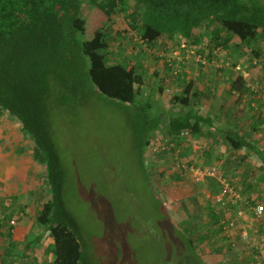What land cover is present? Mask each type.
Masks as SVG:
<instances>
[{"label": "trees", "instance_id": "16d2710c", "mask_svg": "<svg viewBox=\"0 0 264 264\" xmlns=\"http://www.w3.org/2000/svg\"><path fill=\"white\" fill-rule=\"evenodd\" d=\"M94 10L101 12L105 20L92 30V37L87 39L86 26L90 25L89 15ZM117 10H130L125 15L127 24L136 31L146 48L158 46L163 37L176 46L178 34L191 45H198L200 39L192 40V30L203 26L209 29L204 33L209 39L205 45L199 46L198 51L204 53L206 50L208 59L216 58L221 49L230 55L233 51L249 48L254 57L260 56L255 46L264 40V4L259 0H0V119L3 113H7L20 123L29 139L33 158L45 167L47 189L40 193L35 219L42 232L53 241L47 250L52 259L46 264H85L77 222L66 209L65 174L50 133L49 111L53 98L77 102L75 93L78 90L85 94L88 89H94L119 106L140 103L143 123L138 131L139 137L142 134L139 155L143 171L149 178H154L157 173L155 166L146 163L151 134H158L164 128L165 135L172 141L171 146L161 147L159 153L153 155L158 160L190 143L188 137L181 136L182 131L189 136H200L201 124H210L212 120L196 110V106L211 96L205 89L196 88L193 93L183 95L172 91L170 102L187 107L184 114L169 116L162 108L158 111L153 109V104L146 103L149 99L143 102L145 96L154 93V89H150L148 95H142L144 80L137 68L130 64L129 57H110V54L118 53L112 51L116 36L124 32L113 29V15ZM160 47H163L162 53L171 49L166 45ZM156 58L165 69H172V62L164 53ZM254 65V69L247 68V78L240 66L228 68L226 86L229 92L233 95L237 92L238 96L248 93V101L254 99L255 92H249L247 82L251 80V71H257L258 66L264 80V61ZM207 68L210 71L213 66ZM163 122L166 125L163 126ZM258 123L264 124V118L260 117ZM251 128L255 130V127ZM237 129L232 127L224 131L223 142L230 149L231 156L243 148L253 150L261 162L260 170L264 172V150L254 147L248 133ZM177 157L179 159V151ZM143 160L149 169L145 170ZM181 167L172 178L187 176ZM158 171L156 178L160 179L164 170ZM248 201L251 205L258 202ZM236 206L231 205V208ZM218 223L219 229L214 232H221L226 238L223 223ZM262 227L263 223L258 226L260 233ZM200 236L207 239L210 235L204 233ZM194 240L193 237H185L189 250L194 247ZM253 252L257 255L259 251L254 249ZM251 264H257L255 258Z\"/></svg>", "mask_w": 264, "mask_h": 264}, {"label": "rangeland", "instance_id": "374dc122", "mask_svg": "<svg viewBox=\"0 0 264 264\" xmlns=\"http://www.w3.org/2000/svg\"><path fill=\"white\" fill-rule=\"evenodd\" d=\"M259 1L264 4V0ZM129 11L117 10L113 15V29L124 32L116 36L112 45V51L118 53L110 54V57H129L130 64L144 80L142 95H148L149 90L154 89V93L143 96V102L149 99L146 103L153 104L155 110L162 108L163 112L176 115V108H187L179 103L174 107L170 102L172 87L179 82L177 76L185 83L190 82L192 87L198 85L196 88H202L208 79L210 88L219 93L218 99L223 95L224 101L229 99L237 103V97L231 98L226 93L228 68L240 66L247 78V68L254 69V63L264 61V40L256 43L255 49L260 51L258 58L247 48L230 55L221 49L216 58L208 59L206 50L204 53L198 51L209 39L204 34L209 29L203 26L192 30V40L200 39L198 45H191L178 34L176 46L163 37L158 46L146 48L136 31L127 24L125 15ZM104 20L101 12L92 11L85 38H91L92 30L101 26ZM163 45L171 48L163 52L172 62L170 70L156 58L163 54V47H160ZM199 63L206 67L201 68ZM208 66L213 68L209 71ZM220 67L221 71L218 70ZM260 70L258 66L257 71H251L249 87L261 89L260 93L264 94ZM159 87L162 91L158 92ZM75 94L77 102L51 98L50 133L65 174L66 209L77 222L85 264H251L254 258L257 264H264V232L258 231L260 223L248 221L241 227L247 221L246 215L240 227L236 224L225 231L226 238L221 232H214L216 225L207 223L205 216L198 215L190 204V196L195 191L190 166L181 167L187 174L183 175L185 178L174 179L172 176L179 173L181 166L177 151L158 160L154 158L161 147L172 145L164 128L158 134H151V144L146 150V163L155 166L157 173L154 178L144 173L139 155L142 134L139 137L138 131L143 123L140 103L119 106L94 89H88L85 94L78 90ZM197 112L205 114V107L201 106ZM8 117L7 113L2 114L3 119ZM181 136L188 137L191 143V135ZM143 163L145 170L149 169L144 160ZM161 168L164 176L159 179L156 177ZM44 186L46 188L47 183ZM204 233H208L209 238L200 236ZM186 236L195 238L191 250L185 243ZM254 249L259 251L257 255Z\"/></svg>", "mask_w": 264, "mask_h": 264}, {"label": "crops", "instance_id": "0c3cea01", "mask_svg": "<svg viewBox=\"0 0 264 264\" xmlns=\"http://www.w3.org/2000/svg\"><path fill=\"white\" fill-rule=\"evenodd\" d=\"M176 79L179 82L172 90H175L177 95L191 94L192 89L198 86L195 84L192 87L190 82L185 83L179 76ZM208 83L206 79L201 89L208 90L211 96L199 106L205 107V114L201 115L210 116L211 123L201 124V135L191 134V143L184 149L176 150L179 151L178 161L181 165L200 168L216 165L227 175H224L226 181L242 199L252 202L256 200L257 203L264 204V172L260 170L261 162L256 153L243 148L239 152H233L231 156L230 149L223 142L224 131L234 127L238 128V131L247 132L252 145L258 150H264V124L258 123L260 117L264 118V94L260 93L261 89L252 90L251 87L249 92L252 94L254 91L255 97L248 101V93L238 96L236 92L233 96V92H229L227 88L226 93L231 98L237 97L238 101L236 103L228 99L226 102L223 95L220 99L217 98L219 93L215 88H210ZM249 83L250 81L247 85ZM199 106H196L197 111ZM176 110L184 114L187 108L178 107ZM163 124L166 125L164 122ZM251 127H255V130ZM251 130L255 132L251 134ZM197 142H200L199 145ZM44 170V165L33 158L29 139L20 123L11 117L3 119L1 116L0 264H46L52 259V255L47 251L52 245V238L42 232L35 219L40 206V193L47 189L44 186ZM194 184L195 191L190 196V204L195 207L198 215L205 216L207 223L214 224L219 229L218 222L225 218L224 215L230 216L215 201V197L222 193L220 183L204 178L200 183ZM178 215L181 216L182 213ZM11 220L14 224L9 223Z\"/></svg>", "mask_w": 264, "mask_h": 264}, {"label": "built area", "instance_id": "2783aa9c", "mask_svg": "<svg viewBox=\"0 0 264 264\" xmlns=\"http://www.w3.org/2000/svg\"><path fill=\"white\" fill-rule=\"evenodd\" d=\"M181 135L189 134L186 131H182ZM181 166L183 167V165ZM189 171L195 182H201L204 178H208L214 179L220 183L222 193L215 197V201L227 212V214H230V216L227 217V215H225L226 217L220 220V222L223 223V232L234 228L236 224L240 227L241 220L245 219L247 213H249L247 216L248 218L245 219L247 221H245L244 225H241V227L246 226L247 223H249L248 221L253 223L258 222L260 224L263 223L262 231L264 232V204L257 203L256 205H251L249 201L242 199L235 189L228 184L220 167L216 165L202 168L190 166ZM231 205L237 206L235 209H232ZM9 223L14 224V221L11 220Z\"/></svg>", "mask_w": 264, "mask_h": 264}]
</instances>
